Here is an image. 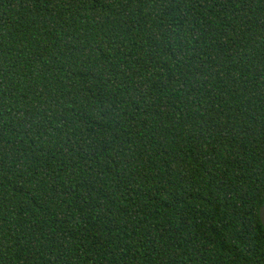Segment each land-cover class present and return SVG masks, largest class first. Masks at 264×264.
<instances>
[{
	"label": "trees",
	"instance_id": "16d2710c",
	"mask_svg": "<svg viewBox=\"0 0 264 264\" xmlns=\"http://www.w3.org/2000/svg\"><path fill=\"white\" fill-rule=\"evenodd\" d=\"M264 0H0V264H264Z\"/></svg>",
	"mask_w": 264,
	"mask_h": 264
},
{
	"label": "water",
	"instance_id": "95a60500",
	"mask_svg": "<svg viewBox=\"0 0 264 264\" xmlns=\"http://www.w3.org/2000/svg\"><path fill=\"white\" fill-rule=\"evenodd\" d=\"M259 219H260L261 224L264 225V202L259 207Z\"/></svg>",
	"mask_w": 264,
	"mask_h": 264
}]
</instances>
